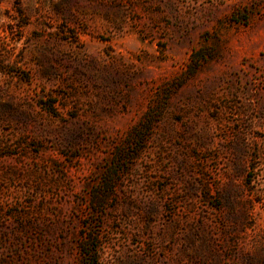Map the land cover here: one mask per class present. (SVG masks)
Segmentation results:
<instances>
[{
    "label": "rangeland",
    "instance_id": "374dc122",
    "mask_svg": "<svg viewBox=\"0 0 264 264\" xmlns=\"http://www.w3.org/2000/svg\"><path fill=\"white\" fill-rule=\"evenodd\" d=\"M0 264H264V0H0Z\"/></svg>",
    "mask_w": 264,
    "mask_h": 264
},
{
    "label": "trees",
    "instance_id": "16d2710c",
    "mask_svg": "<svg viewBox=\"0 0 264 264\" xmlns=\"http://www.w3.org/2000/svg\"><path fill=\"white\" fill-rule=\"evenodd\" d=\"M86 246H87V245H86V244H84V245H82V247H81V248L85 249V248H86Z\"/></svg>",
    "mask_w": 264,
    "mask_h": 264
}]
</instances>
